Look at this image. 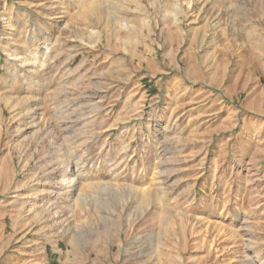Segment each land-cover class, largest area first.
Wrapping results in <instances>:
<instances>
[{"label":"rangeland","instance_id":"374dc122","mask_svg":"<svg viewBox=\"0 0 264 264\" xmlns=\"http://www.w3.org/2000/svg\"><path fill=\"white\" fill-rule=\"evenodd\" d=\"M0 264H264V0H0Z\"/></svg>","mask_w":264,"mask_h":264},{"label":"crops","instance_id":"0c3cea01","mask_svg":"<svg viewBox=\"0 0 264 264\" xmlns=\"http://www.w3.org/2000/svg\"><path fill=\"white\" fill-rule=\"evenodd\" d=\"M59 262V261H58Z\"/></svg>","mask_w":264,"mask_h":264}]
</instances>
